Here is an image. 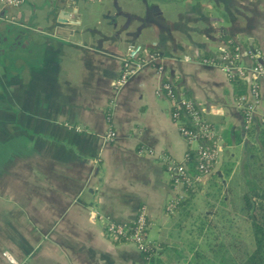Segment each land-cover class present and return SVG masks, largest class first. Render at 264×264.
<instances>
[{
    "label": "crops",
    "instance_id": "obj_1",
    "mask_svg": "<svg viewBox=\"0 0 264 264\" xmlns=\"http://www.w3.org/2000/svg\"><path fill=\"white\" fill-rule=\"evenodd\" d=\"M132 44L155 52L161 71L144 65L117 87ZM230 44L241 68L264 61V0L0 7V264H146L133 243L104 230L139 212L163 260L168 251L159 244L178 241L171 204L184 194L164 159L185 163L195 143L180 134L162 84L172 81L200 108L215 138L211 172L225 187L243 174L255 142L217 65ZM257 93L251 118L264 123V78ZM224 163L232 165L228 177Z\"/></svg>",
    "mask_w": 264,
    "mask_h": 264
},
{
    "label": "trees",
    "instance_id": "obj_2",
    "mask_svg": "<svg viewBox=\"0 0 264 264\" xmlns=\"http://www.w3.org/2000/svg\"><path fill=\"white\" fill-rule=\"evenodd\" d=\"M225 53L233 57L231 44ZM230 82L238 99L244 94L245 82L236 76L231 77ZM166 96L170 97L167 93ZM183 110L171 106V112H177L179 124L189 128ZM241 111L246 133L255 141L245 170L241 176L228 179L225 187L217 174L210 172L206 180L207 188L203 192L204 207L196 212H193L194 200L199 184L183 186L184 194L171 204L169 213L173 230L177 231V235L185 231V240L159 244L175 256L168 264H264V123L247 118L245 111ZM204 121L211 131L208 122ZM202 141L209 148H215L212 132ZM198 162L196 148L187 147L185 165L192 176L199 173ZM231 172L230 163L221 166L223 176L228 177ZM130 231L131 228L126 234ZM118 240L128 241L126 236ZM152 245L142 253L145 263L165 264L155 255L159 251L156 245Z\"/></svg>",
    "mask_w": 264,
    "mask_h": 264
},
{
    "label": "built area",
    "instance_id": "obj_3",
    "mask_svg": "<svg viewBox=\"0 0 264 264\" xmlns=\"http://www.w3.org/2000/svg\"><path fill=\"white\" fill-rule=\"evenodd\" d=\"M22 1L23 0H0V7H16L21 4ZM157 58L158 55L155 52L147 50L140 44L128 45L121 59V71L115 81V85L117 87L121 86L144 65H152L160 72L161 67L155 64ZM235 58V55L230 58L223 52L216 58L217 65L229 78L236 76L246 82L247 94L241 95L239 101L247 118H249L257 102V81L264 78V61L257 59L249 68L243 69L235 62ZM201 60L209 61L206 58ZM162 88L169 94L170 97H168V99L171 106L184 109L183 114L190 125L189 128L179 124L177 112H171V117L177 122L178 130L187 143H195L199 158L197 165L199 173L192 176L187 171L185 163H176L169 159H164L165 167L175 184H180L182 186L195 183L200 184L211 172L216 162L217 156L215 148H209L202 141L203 137H207L211 134V131L203 119L200 108L190 98L180 95L176 85L172 81L163 82ZM113 137V131H108L105 135L106 140H112ZM143 151H145V148H139V152ZM130 224L132 225L131 227L126 223L107 221L104 230L107 236L115 240H118L121 236H126L127 242L133 243L141 253L147 252V250L151 248L150 245H152V243L149 242L146 237L147 221L143 213L139 212ZM129 228H131V231L129 234H126ZM3 255L6 256L10 262L14 263V259L7 252H3Z\"/></svg>",
    "mask_w": 264,
    "mask_h": 264
},
{
    "label": "rangeland",
    "instance_id": "obj_4",
    "mask_svg": "<svg viewBox=\"0 0 264 264\" xmlns=\"http://www.w3.org/2000/svg\"><path fill=\"white\" fill-rule=\"evenodd\" d=\"M215 164V163H214ZM199 189H198V194L196 195V198L194 200V211L193 212H196V211H199V210H202V208L204 207V201H203V192L205 191V189L207 188V184H200L199 185ZM185 231H181V233L179 235H177V231L174 230V238L175 240H178L179 241H183L185 240V235H184ZM231 239V237H229ZM228 238V239H229ZM229 241V240H228ZM185 245V244H183ZM174 254L171 253V252H167L164 256H163V262L165 264H168L170 260H174Z\"/></svg>",
    "mask_w": 264,
    "mask_h": 264
}]
</instances>
